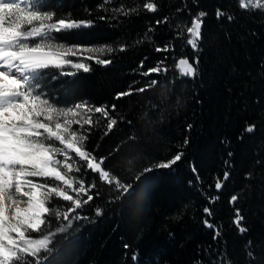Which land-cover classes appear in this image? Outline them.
Wrapping results in <instances>:
<instances>
[{"label": "trees", "instance_id": "16d2710c", "mask_svg": "<svg viewBox=\"0 0 264 264\" xmlns=\"http://www.w3.org/2000/svg\"><path fill=\"white\" fill-rule=\"evenodd\" d=\"M149 2L157 3L156 12L143 7ZM41 3L57 17L96 21L82 33L56 34L59 42L117 49L101 57L112 60L109 65L89 61L88 73L46 71L41 86L60 107L82 102L117 106L110 114L124 120L108 135L107 119L90 114L94 123L85 126L90 128L85 150L98 160L109 157L102 167L136 187L133 195L117 199L116 189L100 181L83 161L77 163L81 172L73 175L86 187L96 184L88 193L94 200L79 211L87 219L73 221L56 237L61 250L56 264H264V11L242 10L238 0ZM121 7L136 11L128 16L112 11ZM218 9L233 18L217 19ZM201 11L207 16L196 50L188 44L186 29ZM99 16L109 19L98 20ZM164 17L167 22L158 25ZM121 45L124 51L118 50ZM165 45L168 51H156ZM197 57L198 74L183 76L179 60L194 62ZM160 61L166 72L142 75ZM151 79L158 84L148 91L115 98ZM253 124L254 131L247 132ZM130 136L137 138L135 143ZM178 152L184 155L177 166L154 170L147 174V183L143 177L135 180L144 167ZM218 181L223 184L219 190ZM233 195L238 196L234 203ZM53 202L61 209L70 203L62 198ZM206 207L212 210L210 217L203 211ZM96 208L103 214L97 215ZM236 209L244 217L240 227L247 232L241 233L233 222ZM59 224L53 221V229Z\"/></svg>", "mask_w": 264, "mask_h": 264}, {"label": "snow or ice", "instance_id": "6c2138e0", "mask_svg": "<svg viewBox=\"0 0 264 264\" xmlns=\"http://www.w3.org/2000/svg\"><path fill=\"white\" fill-rule=\"evenodd\" d=\"M238 3L242 10L264 11V0H238ZM43 7L41 0H0V264H56L61 252L56 247L58 234L66 233L73 221L87 219L79 211L94 200L88 193L96 188V184L93 182L86 187L83 179L73 175V172H81V167H74L71 153L83 161L88 170L98 174L100 181L116 189L117 199L129 197L136 191L134 184L123 182L102 167L109 157L98 160L85 150L86 132L90 131L85 126L94 123L90 114L99 113L107 119L104 135H108L124 120L123 116L118 121L110 114L116 112L117 106L93 107L82 102L60 107L46 97L40 84L46 71L58 70L67 76L80 71L88 73L91 70L89 61L109 65L113 61L101 57L117 49L110 45L59 42L56 34L82 33L94 28L96 21L77 20L70 15L57 17L55 12L44 11ZM143 7L156 12L158 5L149 2ZM112 11L128 16L136 9L125 11L121 7ZM206 16V12H198L186 29L191 37L188 44L193 49L198 50ZM216 16L217 19L222 16L229 20L233 18L219 9ZM97 19L107 20L109 17L99 16ZM167 20L168 17H164L163 21L157 20L156 23L159 25ZM118 50L124 51L125 46L121 45ZM168 50L167 45L156 49L158 52ZM163 63L158 62L142 75L150 77L166 72ZM143 64L141 61V68ZM179 65L183 76L194 78L198 74L199 57L194 62L180 59ZM66 68L74 71L68 72ZM157 84V80L151 79L143 87L130 86L117 93L115 98L120 100L144 93ZM126 123L130 125L132 122ZM74 125L78 127L74 128ZM255 127V124L250 125L246 131L251 133ZM136 139L135 136L129 137L133 143ZM183 155L178 152L166 161L144 167L135 180L141 181L143 177L147 183L151 179L147 174L177 166ZM228 178L229 173L225 172L223 181ZM222 186L221 181L215 184L218 190ZM55 198L70 203L61 209L54 204ZM237 200V195L231 197V202ZM203 211L208 217L212 215L208 207ZM96 213L102 215L103 210L96 208ZM243 220L240 210L236 209L233 222L241 233L248 231L240 227ZM53 221H60L54 229ZM204 223L209 228L213 227L208 219ZM227 264L231 262L227 261Z\"/></svg>", "mask_w": 264, "mask_h": 264}, {"label": "rangeland", "instance_id": "374dc122", "mask_svg": "<svg viewBox=\"0 0 264 264\" xmlns=\"http://www.w3.org/2000/svg\"><path fill=\"white\" fill-rule=\"evenodd\" d=\"M179 61H180V60H179ZM178 68H179V70H180V72H181V74H182V69L180 68L179 62H178ZM66 69H68V70H73V69H71V68H66ZM40 84H41V81H40ZM41 88H42V86H41ZM73 127H74V128H77L78 126L74 125ZM70 155H72V157H73V159H72L71 162L74 164V167L77 166V163H79L80 160H79L78 158L75 157V154H74V153H71ZM69 194H73V193L69 192Z\"/></svg>", "mask_w": 264, "mask_h": 264}]
</instances>
